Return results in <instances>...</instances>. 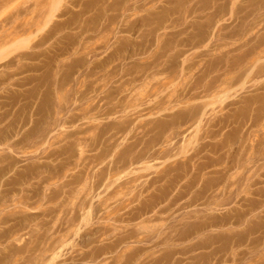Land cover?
Returning <instances> with one entry per match:
<instances>
[{"label": "rangeland", "instance_id": "rangeland-1", "mask_svg": "<svg viewBox=\"0 0 264 264\" xmlns=\"http://www.w3.org/2000/svg\"><path fill=\"white\" fill-rule=\"evenodd\" d=\"M11 30L0 264H264V0H0Z\"/></svg>", "mask_w": 264, "mask_h": 264}, {"label": "bare ground", "instance_id": "bare-ground-1", "mask_svg": "<svg viewBox=\"0 0 264 264\" xmlns=\"http://www.w3.org/2000/svg\"><path fill=\"white\" fill-rule=\"evenodd\" d=\"M94 3V2H93ZM91 5H92V3H91ZM94 5V4H93ZM84 10H85V8H84ZM97 17V16H96ZM28 22V21H27ZM25 23V25L27 24L26 22H24ZM29 25V24H28ZM30 26V25H29ZM27 27V25H26V27H23V28H21V32H25L26 31V29L27 28H30V27ZM32 27V26H31ZM26 28V29H25ZM31 29V28H30ZM20 31H15V30H11L10 32H8L7 34H5V35H2V36H0V47L2 46V45H4V44H6V43H8L9 41H11V40H16V38L18 37V35H19V33H20ZM80 34H82V32L80 33ZM20 36V35H19ZM65 51H67L66 49H64ZM182 52L183 51H178L177 53H176V55H181L182 54ZM97 55V52H95V50L94 49H92V50H90L88 53H86V56L89 58V60H88V62H87V65H86V67H87V69L90 67L89 66V64H93V63H91L92 62V60H93V58L95 57ZM90 72V71H89ZM87 74V73H86ZM107 74V77H109V73H106ZM156 86H158V85H156ZM155 90L157 91L156 93H155V99L157 100V101H159L160 100V102L158 103V102H154V103H152V104H149V105H145L144 107L146 108V109H151V110H156L157 112H161V111H164L165 109H167V107H163V103L161 102L162 100H164L165 99V102H169L173 97H174V95L173 94H169V95H161V91L159 90V88H155ZM154 91V90H153ZM161 104V105H160ZM111 109H112V107H107L106 108V110L104 111V114H110L111 113ZM169 109V108H168ZM172 109V108H171ZM171 109H170V111H171ZM186 117H187V115H185L184 113H179V114H177L176 115V117L173 119V121L174 120H176V119H186ZM161 126H164V124H163V122H161ZM117 128H118V126H117ZM119 129H120V127H119ZM144 154V152H140L138 155H137V157H136V159L137 160H139V159H141V158H143L142 156H144L143 155ZM156 245V244H155Z\"/></svg>", "mask_w": 264, "mask_h": 264}]
</instances>
